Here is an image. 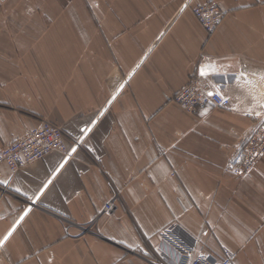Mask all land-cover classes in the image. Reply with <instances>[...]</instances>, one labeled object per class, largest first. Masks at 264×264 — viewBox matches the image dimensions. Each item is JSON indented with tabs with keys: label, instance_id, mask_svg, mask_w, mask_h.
<instances>
[{
	"label": "crops",
	"instance_id": "1",
	"mask_svg": "<svg viewBox=\"0 0 264 264\" xmlns=\"http://www.w3.org/2000/svg\"><path fill=\"white\" fill-rule=\"evenodd\" d=\"M208 1L0 0V149L45 119L80 142L2 166L0 264L175 262L174 223L198 254L264 264V156L229 172L264 113V0H215L211 35L193 12ZM193 78L232 108L184 110Z\"/></svg>",
	"mask_w": 264,
	"mask_h": 264
},
{
	"label": "built area",
	"instance_id": "2",
	"mask_svg": "<svg viewBox=\"0 0 264 264\" xmlns=\"http://www.w3.org/2000/svg\"><path fill=\"white\" fill-rule=\"evenodd\" d=\"M193 12L209 35L215 32L225 18V12L215 0L194 6ZM175 100L190 113H196L207 106L223 109H230L233 106L231 98L219 92H212L210 84L201 78L191 79L178 92ZM251 116H261V119L256 122L254 129L244 141L240 159L229 168V172L239 178L250 176L257 169L258 162L264 156V113L258 110L253 112ZM68 140V136L62 127L50 120H42L36 129L27 131L0 149V174L4 165L12 172H16L25 165L43 159L53 151L61 152L66 155V158H69L75 153V147H79L80 144L74 142L71 145ZM117 198L118 194L105 205L104 213L115 214L118 208L116 205ZM160 237L176 251L178 257L175 262H170L162 254L158 258L157 264H235V255L229 250H226L221 257L208 253L198 254L196 249L186 242L182 229L177 223L162 230Z\"/></svg>",
	"mask_w": 264,
	"mask_h": 264
},
{
	"label": "snow or ice",
	"instance_id": "3",
	"mask_svg": "<svg viewBox=\"0 0 264 264\" xmlns=\"http://www.w3.org/2000/svg\"><path fill=\"white\" fill-rule=\"evenodd\" d=\"M207 74H208L207 70H206L205 68L202 67V68H201V75H202V76H206ZM241 76H246V74H245V73H241ZM262 78H264V77H262ZM245 82H246V83H249V84L252 83V81H250V80H246ZM257 115H259V113H257ZM21 219H23V217H21ZM10 235H11V232H9L8 235H6V236L3 238V240H0V244H3L4 241H6V240L9 238Z\"/></svg>",
	"mask_w": 264,
	"mask_h": 264
},
{
	"label": "water",
	"instance_id": "4",
	"mask_svg": "<svg viewBox=\"0 0 264 264\" xmlns=\"http://www.w3.org/2000/svg\"><path fill=\"white\" fill-rule=\"evenodd\" d=\"M79 144H80V142H79ZM77 148H78V146L75 147L74 152L76 151Z\"/></svg>",
	"mask_w": 264,
	"mask_h": 264
}]
</instances>
